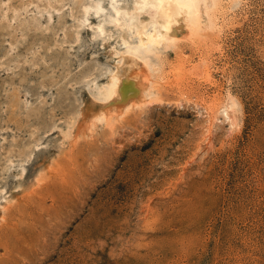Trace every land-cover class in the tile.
<instances>
[{
	"label": "rangeland",
	"instance_id": "374dc122",
	"mask_svg": "<svg viewBox=\"0 0 264 264\" xmlns=\"http://www.w3.org/2000/svg\"><path fill=\"white\" fill-rule=\"evenodd\" d=\"M86 2L0 0V264H264V0L226 9L215 44L171 51L145 112L54 156L46 128L66 130L81 98L74 80L109 66L102 54L79 65L85 35L72 49ZM169 64L185 72L179 85ZM228 90L242 105L234 132L200 106ZM26 154L19 178L7 159Z\"/></svg>",
	"mask_w": 264,
	"mask_h": 264
},
{
	"label": "bare ground",
	"instance_id": "6f19581e",
	"mask_svg": "<svg viewBox=\"0 0 264 264\" xmlns=\"http://www.w3.org/2000/svg\"><path fill=\"white\" fill-rule=\"evenodd\" d=\"M242 1L87 0L83 4L81 15L74 17L78 21L74 35L77 43L71 47L74 51L84 40L85 35L88 44L79 65L86 64L102 54V58L109 63V66L105 71L86 72L81 81L74 80L73 84L79 86L81 91V98L77 106L69 111L66 130L61 129L57 124L46 128L48 132L55 134V142L59 145L53 153L54 156L63 153L67 143L72 144L80 136L90 137L102 127H112L119 123L128 113L146 108V105L154 99L158 102L160 81L168 79L166 68L169 66L165 62L166 56L171 51L179 56L180 45L188 42L195 45L196 41L206 43L208 40L215 44V41L217 42L213 40L215 32L221 34V28L226 21L224 12L229 9L231 11ZM47 30L49 33L52 32L49 26ZM208 48L210 50V47ZM198 57V67H201L200 71L202 70L204 74L200 71L195 73L197 67L193 64L191 66V62L186 59L185 63L189 66L190 74H198V76L203 74L206 80L215 83L211 79L212 65L209 53H201ZM180 67L179 65L170 67L172 77L169 78H174L178 85L185 75ZM154 73H157L155 78L157 77L160 83L154 80ZM166 83L170 82L166 80ZM223 96L210 97V101H206L208 105L202 101L201 109L208 115L210 123L220 120V123L228 124L230 132L237 131L242 126V105L230 90ZM211 132L212 129L208 127L205 150L211 144L209 141ZM41 144L42 142L37 140L33 144L32 153ZM25 156L18 164H14L11 158L7 159L10 167L15 166L16 176L19 178L24 173L25 163L30 159L27 154ZM0 194L2 195L0 210L3 212L6 208L4 203L8 204V198L4 197L6 195L4 191H0Z\"/></svg>",
	"mask_w": 264,
	"mask_h": 264
}]
</instances>
